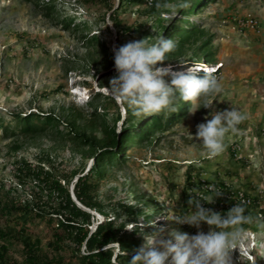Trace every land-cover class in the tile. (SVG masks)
<instances>
[{"label": "rangeland", "instance_id": "rangeland-1", "mask_svg": "<svg viewBox=\"0 0 264 264\" xmlns=\"http://www.w3.org/2000/svg\"><path fill=\"white\" fill-rule=\"evenodd\" d=\"M46 1L0 0V118L12 130L13 114L53 113L62 122H74L77 130L100 138L104 127L102 121L91 114L90 102L97 106L98 112L100 104H106L109 121L115 117V110L120 119L126 115L117 101L104 99L109 96L106 87L110 78L116 75L114 62L104 70L103 55L43 15L39 4ZM119 2L55 0L62 15L87 23L89 33L105 42L113 58V46L145 38L149 44H154L163 26L175 19L187 18L172 7L182 0L159 1V8L152 12L144 1L125 3L121 9ZM112 12H116L122 25L143 26L147 36L123 34L117 37L110 19ZM242 16H255L261 32L240 30L236 20ZM188 19L198 25L200 33L192 37V44L183 49L182 55L169 57L163 66L171 63L174 70H180L178 63H181L195 64L206 71L218 69L223 92L212 98L216 110L236 107L246 113L248 119L238 126V132L226 135L224 152L209 159L202 143L194 137L197 125L205 122L206 116L211 118V109H199V103L190 104L186 114L170 129L156 130L149 141L128 146L127 161L94 179L96 186L92 193L109 218L116 217L118 223L127 218L120 208L114 211L118 202L141 210L135 221L124 223L123 228L129 232L135 229L127 228L138 223L140 217H145L146 224L164 215L171 220L189 212V193L193 189L203 197L212 196L210 187H214L224 192L222 197L227 194L236 203L237 194L244 193L251 198V204L245 205L246 215L251 214L259 221L242 225L245 235L239 249L233 251L234 264H264V229L259 227V223H264V0H216L190 14ZM207 39L211 41L214 54L209 63H200L194 58L195 49ZM97 96L101 99L93 100ZM121 121L112 125L115 133L119 132ZM65 123L60 124L63 130L68 128ZM14 146H18L17 149ZM47 155L50 162L43 161L42 165L67 179L70 192L76 179L94 162L87 146H79L56 133L28 136L17 132L6 137L0 129V199L23 204L39 192L35 181L17 177V162L27 160L35 165L41 156ZM157 206L159 209H155ZM229 209L214 211L226 213ZM89 211L95 216L90 226L93 231L103 216L95 210ZM55 222L48 224L36 219L28 224L29 231L41 239V253L46 257L57 254L71 257V243L65 242V248L59 251L49 244ZM14 224L13 219L0 214V229ZM162 225L189 234L197 232L194 227L160 219L157 226ZM201 229L207 232L208 226L202 224ZM152 231L155 229L151 227L144 229V232ZM137 236L139 248L143 243L139 230ZM110 247L113 256L120 253L117 243ZM8 255L16 264H24L23 248L18 240L13 239ZM112 261L120 262L114 257ZM73 263L77 264L75 260Z\"/></svg>", "mask_w": 264, "mask_h": 264}, {"label": "trees", "instance_id": "trees-1", "mask_svg": "<svg viewBox=\"0 0 264 264\" xmlns=\"http://www.w3.org/2000/svg\"><path fill=\"white\" fill-rule=\"evenodd\" d=\"M119 1V9L125 3L144 1L150 5L149 12H152V10L159 8L158 2L163 0ZM214 1L216 0H188V7L177 10L179 14L187 18L175 19L169 25L163 26L161 35L166 39L174 40L177 44L176 50L169 54V57L182 55L183 49L192 42V37L200 33L198 25L190 22L188 16L197 13L198 10ZM39 7L44 16L54 20L64 30L76 34L84 45L95 48L97 53L103 55L102 66L104 70L112 66L114 58L108 46L103 40H99L94 33H89L87 23L75 20L70 15H62L55 0L42 2ZM110 19L116 28L117 37L123 34L147 36V30L141 25L134 27L122 25L116 12H112ZM210 45L211 41L207 39L196 47L194 58L198 62L209 63L212 60L214 53ZM214 72L218 77V69ZM199 75L203 76V72H200ZM100 99L101 97L97 96L93 100ZM104 99L113 102L110 96L104 97ZM190 104L191 102L180 101L178 111L167 116L161 114L146 118H136L130 111L125 110L126 115L120 119V114L115 110V117H111L109 121L107 119L109 107L106 104H100V111L98 112L97 106L90 102L91 114L95 115L97 119L99 118L104 127V134L100 138L86 134L85 131L77 130L74 122H62L53 113L30 111L24 114H13L15 126L12 130H10L11 126L5 124L0 118V129L6 137L17 132L28 136L53 132L60 137L74 140L79 146H87L94 162L85 174L76 179L73 193L80 204L89 210L97 211L103 216V220L97 223L94 230L91 231L90 226L94 223L95 216L90 211L79 207L73 200L67 179L56 176L51 168H44L42 162H50L48 155L41 156L35 165L27 160L19 161L16 167L17 177L21 179L29 178L35 181L40 191L35 192L32 198L23 204H17L13 200L0 199V214L13 219L15 223L6 229H0V264H16L8 255L13 239L22 244L24 264H74V260L77 264H128L134 251L138 248L139 237L137 236V229L129 232L123 227L125 222L135 221L141 210L135 206L118 202L117 207L113 209L116 211L117 208H120L125 211L127 214L126 220L118 223L116 217L109 218L108 213L103 209L104 206L92 193L96 186L93 181L103 176L108 169L123 165L127 161L126 149L128 146L149 141L154 131H166L179 122L186 114ZM118 120H122L121 128L119 132L115 133L112 125ZM62 123L68 126L67 130L60 128ZM17 147L14 146V149H17ZM73 173L75 175L76 171ZM234 203L235 200H231L226 196L217 198L213 204L205 202L202 204L213 210H227L233 207ZM155 209H159V207L157 206ZM116 215L118 216L119 213L117 212ZM36 219L45 220L48 224H52L56 220L52 228V241L49 244L59 251L65 248V242L71 243L73 246L71 257L57 254L48 258L41 253V239L32 234L28 226ZM146 219H150L149 216H146ZM114 243H117L120 250V253L115 254V256H113V248L110 247ZM82 247L83 250H81ZM123 252H126L127 255H124ZM113 257L120 262L112 261Z\"/></svg>", "mask_w": 264, "mask_h": 264}, {"label": "clouds", "instance_id": "clouds-1", "mask_svg": "<svg viewBox=\"0 0 264 264\" xmlns=\"http://www.w3.org/2000/svg\"><path fill=\"white\" fill-rule=\"evenodd\" d=\"M188 6V0H182L172 7L177 11ZM176 48L174 40L162 35L154 44H149L145 38L113 46L116 75L110 78L106 87L108 95L136 118L167 116L178 111L180 101L199 103V109H211V118L206 116L205 122L197 125L194 138L202 143L209 159L215 158L226 148V135L238 132V126L248 119V115L236 107L216 110L212 98L222 93L223 87L215 70L206 71L195 64L178 63L180 70H174L171 63L163 66ZM210 191L212 196L202 197L193 189L189 193L190 211L187 213L171 220L164 215L146 224L145 217H140L138 223L127 228L139 230L143 237L142 245L134 251L128 264H234L233 251L239 249L245 235L242 225L258 222L259 218L246 215L243 202L236 203L226 213L204 207L201 201L213 204L224 195L214 187H210ZM160 219L194 227L197 232L189 234L179 228L158 227ZM202 224L208 226L207 232L201 229ZM145 227L155 231L144 232ZM259 227L264 229V223H259ZM123 254L127 255L126 252Z\"/></svg>", "mask_w": 264, "mask_h": 264}, {"label": "built area", "instance_id": "built-area-1", "mask_svg": "<svg viewBox=\"0 0 264 264\" xmlns=\"http://www.w3.org/2000/svg\"><path fill=\"white\" fill-rule=\"evenodd\" d=\"M236 26L243 30V29H247V30H256L259 31V23L258 21L253 18V17H240L236 20ZM227 196V194H225V197ZM228 197V196H227ZM230 197V196H229ZM237 202L241 203L243 202L245 205L251 204V198L248 197L246 194L244 193H238L237 194ZM236 204V201L234 203V205ZM233 205V206H234Z\"/></svg>", "mask_w": 264, "mask_h": 264}, {"label": "water", "instance_id": "water-1", "mask_svg": "<svg viewBox=\"0 0 264 264\" xmlns=\"http://www.w3.org/2000/svg\"><path fill=\"white\" fill-rule=\"evenodd\" d=\"M70 194H71V196H72L73 200H74V201L77 203V205H78L79 207H81V208H83V209H85V210L89 211V209H88V208H86L85 206H83L82 204H80V203L77 201V199H76V197L74 196V193H73V191H72V190H71Z\"/></svg>", "mask_w": 264, "mask_h": 264}, {"label": "crops", "instance_id": "crops-1", "mask_svg": "<svg viewBox=\"0 0 264 264\" xmlns=\"http://www.w3.org/2000/svg\"><path fill=\"white\" fill-rule=\"evenodd\" d=\"M242 17H253V18H255L257 21H258V23H260L259 22V20L255 17V16H242ZM260 25V24H259ZM253 31H255V32H257V33H260L261 32V28L259 27V31H256V30H253Z\"/></svg>", "mask_w": 264, "mask_h": 264}]
</instances>
